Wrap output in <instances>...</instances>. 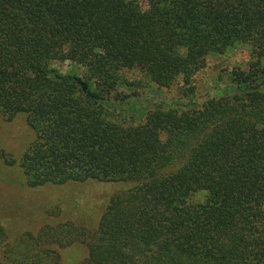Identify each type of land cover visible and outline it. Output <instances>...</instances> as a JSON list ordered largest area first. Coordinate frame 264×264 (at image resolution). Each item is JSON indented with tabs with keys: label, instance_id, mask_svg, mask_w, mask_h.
I'll return each mask as SVG.
<instances>
[{
	"label": "trees",
	"instance_id": "16d2710c",
	"mask_svg": "<svg viewBox=\"0 0 264 264\" xmlns=\"http://www.w3.org/2000/svg\"><path fill=\"white\" fill-rule=\"evenodd\" d=\"M19 115L0 165L25 186L121 188L93 235L0 226V264L79 240V264H264V0H0V128Z\"/></svg>",
	"mask_w": 264,
	"mask_h": 264
},
{
	"label": "rangeland",
	"instance_id": "374dc122",
	"mask_svg": "<svg viewBox=\"0 0 264 264\" xmlns=\"http://www.w3.org/2000/svg\"><path fill=\"white\" fill-rule=\"evenodd\" d=\"M208 76L205 72L202 77ZM149 92L151 96L138 98L137 107L149 109L169 102L168 92H158L153 88ZM33 138V131L25 116L19 115L2 124L0 149H5L18 160ZM120 188V185L98 183L29 188L24 185V177L18 165H0V226L6 229L9 240L13 243L21 234L37 233L47 223H73L77 227L89 229L87 231L93 235L112 194ZM4 244L0 245V261L3 259ZM51 247L59 251L61 264H79L89 255L87 242L81 240L66 247H59L57 244Z\"/></svg>",
	"mask_w": 264,
	"mask_h": 264
}]
</instances>
